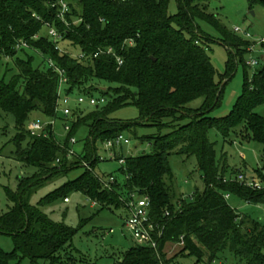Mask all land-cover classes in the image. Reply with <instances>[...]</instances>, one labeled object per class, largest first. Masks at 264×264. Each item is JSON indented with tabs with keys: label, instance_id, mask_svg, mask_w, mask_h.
I'll list each match as a JSON object with an SVG mask.
<instances>
[{
	"label": "trees",
	"instance_id": "obj_1",
	"mask_svg": "<svg viewBox=\"0 0 264 264\" xmlns=\"http://www.w3.org/2000/svg\"><path fill=\"white\" fill-rule=\"evenodd\" d=\"M64 1L69 10L62 19L60 0H0V66L6 60H14L15 66L9 79L6 75L12 68L0 78V110L15 121L16 159L36 169L32 176L20 179L16 190L6 189L12 207L0 214V233L13 237L14 250L5 252L0 247V264H20L23 259L30 264H82L72 248L77 230L54 221L43 211L59 197L65 202L74 191L101 208L127 207L133 194L149 197L151 218L163 231L158 247L135 244L113 264H180L178 258L184 255L195 256L196 264H200L205 258L215 261L227 250L246 264H264V222L241 215L226 197L233 194L248 204L264 205V173L256 170L261 188L231 180L246 171L231 169L226 161L219 160L215 144L209 140L212 129L228 139L241 128V135L248 133L264 145V116L256 112L264 105V66L254 71L252 79L246 76L230 114L211 116L221 106L226 80L234 75L239 59L244 61L252 42L223 29L217 15L209 11L213 0H177L178 11L173 15L169 13L170 0ZM248 3L251 8L264 6V0ZM201 21L218 28L222 44L229 49L227 72L220 81L207 53L212 39L202 31ZM47 24L60 34L58 43L49 31L42 33ZM21 40L29 47L18 49ZM62 42L78 48L84 57L58 48ZM110 47L115 54L95 57ZM30 50L40 54V64H35ZM49 60L65 71L67 95L75 91L93 95L100 90L107 98L105 105L88 112L73 109L65 143L56 140L52 125L42 135H33L27 126L33 111L57 117L61 74ZM244 66L246 72L252 67L246 61ZM102 82L115 87L104 89ZM198 98H203V104L190 107ZM127 105L139 108L138 121L121 122L110 117L113 110ZM82 126L89 130L84 153L69 156L71 138ZM140 126L159 131L156 136L142 138L150 143V152L117 155L116 159H125L118 169L124 180L114 175L116 180L108 187L106 174L95 172L100 160L96 142L125 132L138 136ZM163 129L170 131L161 134ZM172 155L195 157L202 172L203 186L188 198L176 195ZM78 167L85 171L77 179L37 205L31 203L39 188ZM182 242L180 252L168 258L166 245Z\"/></svg>",
	"mask_w": 264,
	"mask_h": 264
},
{
	"label": "rangeland",
	"instance_id": "obj_2",
	"mask_svg": "<svg viewBox=\"0 0 264 264\" xmlns=\"http://www.w3.org/2000/svg\"><path fill=\"white\" fill-rule=\"evenodd\" d=\"M177 11V0H170L169 13L173 15ZM209 11L217 15L223 29L228 32H233L234 28L241 27L243 32H248V39L251 42L258 43L264 38V6L262 5H255L251 8L248 0H213L209 5ZM199 25L203 32L211 36L212 40L208 43L207 53L216 69V80L220 81L221 76L227 72L229 49L222 44V34L218 28L203 21L199 22ZM48 31L49 28L44 27L42 33L46 34ZM186 35L190 36L189 33H186ZM240 36L245 37L244 33ZM60 46L62 49H68L73 56L80 55V50L73 47L69 42H62ZM250 49L251 46H249L248 52L243 55V60L248 62L254 59L258 60L259 64L247 68L246 72L244 61L239 59L234 75L226 80L227 82L223 87L221 106L215 109L211 116L224 117L230 114L236 99L243 91L246 76L252 79L254 71L264 66L263 47L259 45L253 51ZM28 52L35 56L36 65L41 63L39 53L32 50ZM19 56H23V54L19 53ZM7 68H12L6 75V78L9 79L12 73L15 72L14 60H6L2 63L0 66V78L4 76ZM101 87L110 89L115 87V84L102 82ZM78 95L79 93L76 91L71 93L66 107L74 110H85L86 112L93 110L94 107L87 104L77 105L76 99ZM93 95L99 98L102 96V92L95 90ZM65 98V93H62L58 103L59 110L56 119L49 118L38 111H33L30 114L27 126L31 121L36 120L43 123L53 121L56 140L60 143H65L68 135L65 126L66 124L69 125L71 121V116L63 114ZM202 104L203 98H198L190 103V107L199 108ZM256 112L264 116V105L259 106ZM110 117L121 122H135L140 119V111L135 105H127L113 110ZM240 129L233 131L228 139H224L216 129L210 130L209 140L215 144L217 158L226 161L231 169L241 168L250 176L252 174L257 176L256 170L258 169L264 173V145L254 141L248 133L244 132V135H241ZM169 131L168 129H163L161 134H166ZM158 132V129L153 126L138 127V136H135L132 132H125L124 135L130 140V143L116 148L115 151L117 155H123V157L148 153L151 150L150 143L147 140L142 141V138L156 136ZM88 133V127L82 126L73 136L75 142L69 143L71 150L76 156L83 155ZM16 134L17 130L13 116L0 110V214L6 213L12 207V202L8 199L6 189L16 190L22 177L32 176L36 173L34 167L24 165L16 159ZM96 148L97 154L101 159L95 166V172L99 175L106 174V179L113 174L120 181H123V174L118 172L121 166L120 161L111 155L114 150L106 148L105 142L100 140L96 142ZM170 163L175 175L176 195L178 197L188 198L196 188L203 186L202 172L197 166L195 157L172 155ZM84 171V167H78L67 174L58 175L51 179L31 197V203L37 205L48 195L77 179ZM134 195L138 198L137 194ZM69 199V202H64L63 198L59 197L44 206L43 211L54 221L65 222L77 230L73 237L72 248L81 257L82 264H113L136 244L131 234L124 230V222L129 215V209L126 206L116 207L113 205L101 208L99 204L93 202L85 194L76 191L69 194ZM228 203L233 208H236L241 215L250 216L255 220L264 222V205L248 204L233 194L229 196ZM0 247L5 252H12L14 250L13 237L0 233ZM181 249V244L169 243L165 247V252L168 258H172ZM178 261L180 264H196L197 258L192 255H184L178 258ZM20 264H30V262L27 259H23ZM200 264H246V262L227 250L220 253L215 261L209 262L208 258H205Z\"/></svg>",
	"mask_w": 264,
	"mask_h": 264
},
{
	"label": "built area",
	"instance_id": "obj_3",
	"mask_svg": "<svg viewBox=\"0 0 264 264\" xmlns=\"http://www.w3.org/2000/svg\"><path fill=\"white\" fill-rule=\"evenodd\" d=\"M60 4L62 6V12L60 17L62 19H64L65 13L68 12L69 10V6L68 3L65 2L64 0H60ZM48 28H49V35L54 39L55 42H59V40L61 39L60 34L58 33V31L54 28L51 27L49 24H47ZM234 32L237 34L242 35L244 33L246 39H248V32H243V29H241V27H236L234 28ZM130 44H132V41L129 42ZM253 44L251 45V51L254 50V48H256L257 46H262V44L264 43V38H262L260 40V42H252ZM29 45L26 41L21 40L20 43L17 45L18 49L21 48H28ZM57 47L60 48L61 50H63L61 48V46L59 44H57ZM263 52H264V48H263ZM102 53H107V54H115L114 50L112 47L106 49V51L104 50H100L99 52H97L95 54V57L99 56V54ZM80 58L84 57V54H80L78 55ZM117 61L119 65L123 64V59L121 57H117ZM49 63L52 67H54V69L56 71H59V73L61 74V78H60V84H59V94L61 95L62 93H65V87L68 83V79L65 75V71L60 69L52 60H49ZM250 66H256L259 61L258 60H250L247 62ZM66 98L64 99V103H65V107L63 109V114L65 116H71L74 112L73 109H71L70 107H66L67 103L69 102V95H67L65 93ZM60 100V99H59ZM59 103V102H58ZM76 103L77 105H83V104H87L89 106H103L107 103V98L104 96H101L99 98L95 97L94 95H88V94H79L77 99H76ZM59 110V104H58V108L57 111ZM50 125H54L53 121H50L48 123H43L39 120L36 121H31L28 125V130L33 134V135H42L45 133L46 128ZM65 129L67 131H69L71 129V125H67L65 126ZM71 142L74 143L75 139L71 138ZM130 140L125 137L124 134H120L119 136L107 140L105 141V146L108 149L114 150V152H111V155L113 158L116 159L117 157V152L115 151L116 148L118 147H122L124 144H129ZM75 153L70 150L69 151V156L74 155ZM101 159V158H100ZM120 164L124 165L125 164V159L121 158L119 159ZM86 166H88L87 163H85ZM115 176L113 175H109V177L106 179L107 181V186L110 187V185L115 181ZM231 180H238L241 181L242 183L246 184L247 186L250 187H254V188H261L262 187V182L261 179L258 176H254L252 174V176H250L249 174L246 173H238L236 176H233L231 178ZM230 195H227L226 197L229 198ZM69 198L65 199V202H69ZM150 199L148 196H138V198L135 197V195H131V198L129 199L128 203H127V208L129 209V215L128 217L125 219L124 222V230L128 233L131 234V236L134 238V240L136 241V244L139 245H144V246H151L154 248L158 247V239L162 236L163 231L157 228V225L155 224V222L152 220L151 218V212H150ZM183 244V242L181 243V245Z\"/></svg>",
	"mask_w": 264,
	"mask_h": 264
}]
</instances>
